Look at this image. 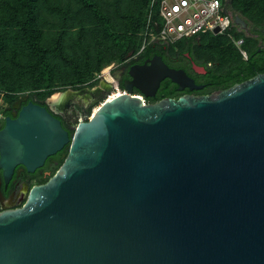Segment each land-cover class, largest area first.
<instances>
[{"label": "water", "instance_id": "water-1", "mask_svg": "<svg viewBox=\"0 0 264 264\" xmlns=\"http://www.w3.org/2000/svg\"><path fill=\"white\" fill-rule=\"evenodd\" d=\"M129 72L128 91L72 137L33 101L5 118L6 179L70 146L22 206L0 211V264H264V73L145 102L133 85L146 96L166 77L197 85L161 55Z\"/></svg>", "mask_w": 264, "mask_h": 264}, {"label": "trees", "instance_id": "trees-1", "mask_svg": "<svg viewBox=\"0 0 264 264\" xmlns=\"http://www.w3.org/2000/svg\"><path fill=\"white\" fill-rule=\"evenodd\" d=\"M150 1L0 0V90L6 93L9 101L27 92L48 96L68 86L83 85L111 61L121 63L143 45ZM229 4L232 10L226 9V12L232 20L230 32L244 36L235 29L236 14L264 28V0H231ZM253 7L261 11L258 16L247 13V8ZM154 18L159 19L157 11ZM259 33L256 29L249 37H258ZM207 35L212 34L197 36L202 41L197 50L199 56L216 60L208 53L216 49L220 59L216 61L223 66L237 63L243 68L247 61L233 42L228 43L221 37L205 41ZM197 37L170 44L172 50ZM157 44L160 42L148 43L144 52ZM243 47L248 50L245 42ZM98 81L94 80L91 85ZM120 84L125 87L123 81ZM162 87L166 96L178 98L182 95L171 79ZM216 89L210 87L200 91L210 93Z\"/></svg>", "mask_w": 264, "mask_h": 264}, {"label": "flooded vegetation", "instance_id": "flooded-vegetation-1", "mask_svg": "<svg viewBox=\"0 0 264 264\" xmlns=\"http://www.w3.org/2000/svg\"><path fill=\"white\" fill-rule=\"evenodd\" d=\"M230 1H226L225 9L232 10V6L229 4ZM238 16L242 21H237ZM235 22V29L238 33L244 34V42L248 46L247 56H243V59L247 62L242 69L238 67L237 63H229L223 66L219 61L208 59L207 57L201 58L197 54V50L202 41L200 37H197L187 40L181 46H176L174 51L170 44L160 42V44L155 45L147 52H144L145 47L138 53H132L127 59L117 65L114 70V78L119 86L122 87L121 81L125 82L126 79L132 78L129 72L132 66L144 64L146 61L150 63V59L155 55H161L163 60L172 67L183 68L194 79L195 85H197L194 88L190 86L179 88V84L173 81L182 94H202L200 90L210 87H216V90L228 88L256 74L264 73V28L255 26L254 23L247 21L246 17H242L240 14L235 15ZM256 29L260 32L258 37H249L251 32ZM240 77L242 78L237 80ZM168 79L170 78H164L155 90V94L151 96H146L143 90L136 85L132 86V91L144 95L148 101L150 98L155 99L160 95L166 97L162 84L167 82ZM105 80L112 83L110 81L112 77L107 76ZM226 83L230 85L228 87L224 86ZM98 85L99 82L93 85L68 87L54 91L46 97H40L35 93H22L12 101L8 100L4 106L3 117L0 118V130L4 128L5 118L8 115L17 116L24 105L33 101L46 106L54 115L58 116L72 137L78 122L87 119L93 111L94 103L100 99H106L111 91V86L108 84L97 89ZM147 89H150V87L147 86ZM48 101H52L53 104ZM69 146L70 143H67L55 153L48 155L44 163L37 166L34 170H29L22 163L17 164L8 179L4 175L3 168L0 167V211L22 206L27 200L31 188L36 184L45 183L60 167L68 154Z\"/></svg>", "mask_w": 264, "mask_h": 264}, {"label": "built area", "instance_id": "built-area-1", "mask_svg": "<svg viewBox=\"0 0 264 264\" xmlns=\"http://www.w3.org/2000/svg\"><path fill=\"white\" fill-rule=\"evenodd\" d=\"M227 0H151L147 21L146 38L140 52L148 43L158 41L173 44L182 39L197 37L202 33L214 35L230 34L241 54L246 57L247 50L243 47V37H233L230 32L231 16L226 12ZM157 11L159 19L154 18ZM150 37L149 40L147 38ZM137 52V53H138ZM112 67L107 72L111 75ZM105 76V75H104ZM102 76V78H104ZM107 77V76H106ZM105 77V78H106ZM113 87L107 98H112L123 92L126 88L119 86L112 76ZM5 92L0 90V118L3 117V108L6 105ZM143 100L147 98L139 94ZM106 98V99H107Z\"/></svg>", "mask_w": 264, "mask_h": 264}, {"label": "rangeland", "instance_id": "rangeland-1", "mask_svg": "<svg viewBox=\"0 0 264 264\" xmlns=\"http://www.w3.org/2000/svg\"><path fill=\"white\" fill-rule=\"evenodd\" d=\"M247 13H249V14H251L252 16H258L260 13H261V11L258 9V8H256V7H253V8H247ZM146 29H147V27H146ZM146 29H144L143 30V38H144V40H143V44H144V42H145V38H146ZM232 33V35H233V37H238L236 34H234L233 32H231ZM219 37H221V38H223L224 40H226L228 43H234V41H233V38H232V36L230 35V34H227V33H225V34H219V35H214V34H212V35H207V36H204V40L205 41H210L211 39H213V38H219ZM150 39V37H148L147 38V40H149ZM235 44V43H234ZM215 50L216 49H213L212 51H208V53H209V55H212V56H214V57H216V60H220L219 58H217L218 56H219V51H218V53H217V51L215 52ZM201 57V56H200ZM201 58H203V57H201ZM215 59V58H214ZM215 60V61H216ZM118 64H120L117 60H114V61H111L110 63H107L106 65H104L101 69H100V71L99 72H97V73H94L93 75H92V77L91 78H89L88 79V81L86 82V83H84L83 85H91V83L94 81V80H100L101 78H102V76H104V78L106 77V76H108L109 74H108V72H107V70H108V68H110V67H112V69H111V75L110 76H114V70L116 69V67H117V65ZM68 80H70V79H68ZM99 82V81H98ZM60 83H63L62 81H59V84ZM83 85H81V86H83ZM63 86V85H62ZM62 86H60V87H62ZM68 87H70V86H68ZM67 87V88H68ZM37 95H39L40 97H46V96H43L42 94L40 95V94H37ZM5 101H6V103L8 102V100H7V98H6V95H5ZM101 101H103V99H100V100H98V101H96L95 103H94V105H93V108L95 107V106H97V105H99L100 103H101Z\"/></svg>", "mask_w": 264, "mask_h": 264}, {"label": "bare ground", "instance_id": "bare-ground-1", "mask_svg": "<svg viewBox=\"0 0 264 264\" xmlns=\"http://www.w3.org/2000/svg\"><path fill=\"white\" fill-rule=\"evenodd\" d=\"M109 77H112V76H110V75H108ZM63 101H65V99H63ZM53 103V102H52ZM99 105H97V106H95V108H94V111L97 109V107H98Z\"/></svg>", "mask_w": 264, "mask_h": 264}]
</instances>
